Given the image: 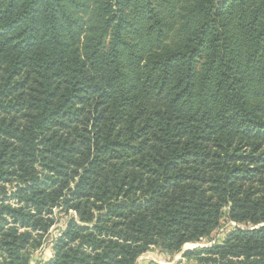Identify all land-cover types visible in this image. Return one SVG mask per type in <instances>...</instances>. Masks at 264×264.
I'll use <instances>...</instances> for the list:
<instances>
[{
    "label": "trees",
    "instance_id": "1",
    "mask_svg": "<svg viewBox=\"0 0 264 264\" xmlns=\"http://www.w3.org/2000/svg\"><path fill=\"white\" fill-rule=\"evenodd\" d=\"M54 209L46 264L173 255L224 214L183 257L264 264V0H0V264Z\"/></svg>",
    "mask_w": 264,
    "mask_h": 264
},
{
    "label": "rangeland",
    "instance_id": "2",
    "mask_svg": "<svg viewBox=\"0 0 264 264\" xmlns=\"http://www.w3.org/2000/svg\"><path fill=\"white\" fill-rule=\"evenodd\" d=\"M225 212L226 210L224 213ZM52 217L56 219L55 224L49 228L47 234L44 236L41 247L30 253L28 264H46L53 256V240L57 238L59 231L65 226V222L69 218H76L75 213L72 211L65 213L61 209H54ZM237 227L245 228L246 226L228 221L224 214L220 220L219 226L201 242L186 244L181 252L173 255L162 252L157 247H152L146 253L142 254L136 260L135 264H195L193 259L188 260L184 258L182 253L186 250L221 244L225 237Z\"/></svg>",
    "mask_w": 264,
    "mask_h": 264
}]
</instances>
